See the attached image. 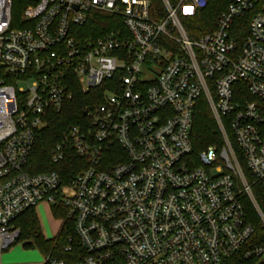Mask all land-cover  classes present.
<instances>
[{
	"label": "built area",
	"instance_id": "2783aa9c",
	"mask_svg": "<svg viewBox=\"0 0 264 264\" xmlns=\"http://www.w3.org/2000/svg\"><path fill=\"white\" fill-rule=\"evenodd\" d=\"M206 3L0 0V257L18 241V217L57 197L81 252L68 244L74 261L49 255L43 264H222L232 256L264 264L243 198L263 224L264 214L241 163L264 188V10L257 0H229L216 28L192 38L183 19ZM251 11L239 44L234 22ZM95 12L126 30L83 32ZM77 84L101 89L102 99L56 144L52 161L62 164L73 149L87 167L67 183L58 171H26L47 112L61 110ZM201 98L223 143L195 152Z\"/></svg>",
	"mask_w": 264,
	"mask_h": 264
},
{
	"label": "trees",
	"instance_id": "16d2710c",
	"mask_svg": "<svg viewBox=\"0 0 264 264\" xmlns=\"http://www.w3.org/2000/svg\"><path fill=\"white\" fill-rule=\"evenodd\" d=\"M206 1L205 7L197 10L193 16L183 19L185 29L192 38H199L212 32L216 28L219 17L229 3V0ZM256 5L255 10L261 11L264 7V0H257ZM252 13L253 11L247 13L242 18L236 19L234 22L232 35L237 39L239 44L243 43L248 33V21ZM114 28L126 30L120 18L103 12H95L94 16L83 29V32L87 34L95 32V35H98L111 31ZM101 99V89H93L88 93H84L80 85L77 84L73 90V97L64 103L61 110L50 109L46 114L44 126L37 132L25 170L30 173L58 171L62 175L64 183H67L82 169L86 168V160L75 150H68L62 164H57L52 161V150L57 143L67 138L72 126L84 121L85 109L94 103H99ZM190 139L195 152H199L210 145L220 147L223 143L217 124L204 98H201L196 106L190 131ZM241 163L247 179L252 184V190L257 204L264 214V188L260 183L254 181V177L247 169L242 158ZM243 201L248 218L255 227L253 242L257 244L264 243V224L251 200L244 197ZM51 211L55 218H63L66 215V208L61 205V200L57 197L56 202L51 205ZM15 225L20 229L18 241L24 242L25 247L37 248L44 256L50 255L72 262L75 258L71 252L69 253L64 250L68 244L74 246V252H81L72 223H64L58 235L48 239L43 234L35 208H30L18 217ZM255 262L256 259L232 256L224 259L222 264H255Z\"/></svg>",
	"mask_w": 264,
	"mask_h": 264
},
{
	"label": "crops",
	"instance_id": "0c3cea01",
	"mask_svg": "<svg viewBox=\"0 0 264 264\" xmlns=\"http://www.w3.org/2000/svg\"><path fill=\"white\" fill-rule=\"evenodd\" d=\"M36 213L38 215L39 221H40V225L43 231V234L45 235L46 238L50 239V238H54L58 235L59 231L56 232L55 231V227L53 226V220L52 219H56L59 221L60 224V229L62 226V222L60 220V218H55L52 211H51V206L47 203V202H43L40 205H38L36 208ZM30 248H34V247H30ZM28 247L24 246L23 243V248H15V247H11V249L6 250L5 252V256H7L8 259H6L5 261H3V264H27L24 262H21L20 260H14L13 258L17 255V254H25L28 252L27 249H30ZM2 253V254H3ZM1 254V256H2ZM0 264H1V257H0ZM39 264H43V262L39 263Z\"/></svg>",
	"mask_w": 264,
	"mask_h": 264
},
{
	"label": "rangeland",
	"instance_id": "374dc122",
	"mask_svg": "<svg viewBox=\"0 0 264 264\" xmlns=\"http://www.w3.org/2000/svg\"><path fill=\"white\" fill-rule=\"evenodd\" d=\"M60 218L61 222H62V217H58ZM53 221V226L55 227V231L58 232L60 230V224L59 221L56 219H52ZM23 243L24 242H19L17 241L13 247H17V248H23ZM11 249V247L9 248ZM28 252L25 254H17L13 259L14 260H20L21 262L27 263V264H39L41 262H44V258L46 256H44L37 248H30L27 249ZM5 252V251H4ZM7 258V256H5V253L2 254L1 256V264H3V261H5Z\"/></svg>",
	"mask_w": 264,
	"mask_h": 264
},
{
	"label": "water",
	"instance_id": "95a60500",
	"mask_svg": "<svg viewBox=\"0 0 264 264\" xmlns=\"http://www.w3.org/2000/svg\"><path fill=\"white\" fill-rule=\"evenodd\" d=\"M263 10H264V8H263Z\"/></svg>",
	"mask_w": 264,
	"mask_h": 264
}]
</instances>
